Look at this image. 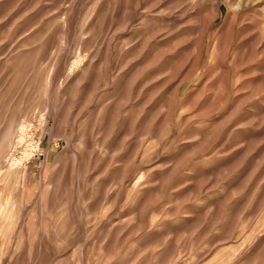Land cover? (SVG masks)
<instances>
[{
	"label": "rangeland",
	"instance_id": "1",
	"mask_svg": "<svg viewBox=\"0 0 264 264\" xmlns=\"http://www.w3.org/2000/svg\"><path fill=\"white\" fill-rule=\"evenodd\" d=\"M0 264H264V0H0Z\"/></svg>",
	"mask_w": 264,
	"mask_h": 264
},
{
	"label": "built area",
	"instance_id": "2",
	"mask_svg": "<svg viewBox=\"0 0 264 264\" xmlns=\"http://www.w3.org/2000/svg\"><path fill=\"white\" fill-rule=\"evenodd\" d=\"M35 142L37 143L36 145L33 144V147L35 146V148L33 149V157L40 158L42 156H45L46 151L44 147L41 146V140H38V141L36 140Z\"/></svg>",
	"mask_w": 264,
	"mask_h": 264
},
{
	"label": "bare ground",
	"instance_id": "3",
	"mask_svg": "<svg viewBox=\"0 0 264 264\" xmlns=\"http://www.w3.org/2000/svg\"><path fill=\"white\" fill-rule=\"evenodd\" d=\"M219 11V10H218ZM27 126V125H26ZM26 129V128H25ZM14 130V129H13ZM12 131V130H11ZM10 133V132H9ZM7 135V134H6ZM21 137H24V135L22 134ZM2 140V139H1ZM3 141V140H2ZM9 149V148H8ZM25 153L27 154L28 153V150L25 151ZM13 157V162H15L17 160V157L16 156H12Z\"/></svg>",
	"mask_w": 264,
	"mask_h": 264
}]
</instances>
